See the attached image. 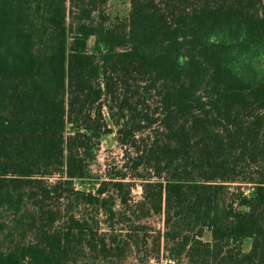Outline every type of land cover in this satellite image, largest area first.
Listing matches in <instances>:
<instances>
[{"label": "trees", "instance_id": "obj_1", "mask_svg": "<svg viewBox=\"0 0 264 264\" xmlns=\"http://www.w3.org/2000/svg\"><path fill=\"white\" fill-rule=\"evenodd\" d=\"M105 2L0 0V264L159 260L153 215L171 264H264V0Z\"/></svg>", "mask_w": 264, "mask_h": 264}, {"label": "rangeland", "instance_id": "obj_2", "mask_svg": "<svg viewBox=\"0 0 264 264\" xmlns=\"http://www.w3.org/2000/svg\"><path fill=\"white\" fill-rule=\"evenodd\" d=\"M69 7V6H68ZM130 8V0H106L104 4H101L97 12L93 15V21H99L101 19V14L107 17L105 24H117L119 27H123L128 23V14ZM72 17L69 14L67 22L71 23ZM94 38L91 37L88 41L89 49L93 46ZM123 150L120 144L117 142L115 132L108 133L103 135L99 151L97 154V159L92 164V177L90 182L97 183L100 179L107 178L108 174H114L115 166L120 164L122 161ZM77 187L81 188V186L77 182ZM86 188H89V185H86ZM134 201H138L141 199V188L140 183L138 181L135 182V185L132 190ZM144 226H146V234L156 235V233L161 234V255L160 259L156 260L153 259L152 254H154V250L149 243L148 246H143L141 250L132 249V251H127L126 255L120 260H111L109 262H96V264H171L169 262L163 252L164 249V239L162 234L164 232V224L162 216L160 215H153L147 220H144ZM140 225H133L125 227L124 229H120L123 232L122 234H126V232H131L133 238H135L140 244H142V230L140 229ZM145 231V230H144ZM205 240L210 239L209 233H206L204 236ZM149 240V239H148ZM151 242V240H150ZM251 247V239H246L243 242V249L244 251H248ZM140 253V254H139ZM86 260V251L84 250L83 253L80 252V256L78 257V262L81 263L82 261Z\"/></svg>", "mask_w": 264, "mask_h": 264}]
</instances>
